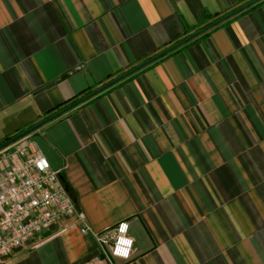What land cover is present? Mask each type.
Segmentation results:
<instances>
[{
	"label": "crops",
	"instance_id": "obj_1",
	"mask_svg": "<svg viewBox=\"0 0 264 264\" xmlns=\"http://www.w3.org/2000/svg\"><path fill=\"white\" fill-rule=\"evenodd\" d=\"M0 0V144L55 106L164 56L0 150L41 135L94 232L122 220L132 256L96 264H264V0ZM12 156V158H10ZM63 219L0 264H89Z\"/></svg>",
	"mask_w": 264,
	"mask_h": 264
},
{
	"label": "built area",
	"instance_id": "obj_2",
	"mask_svg": "<svg viewBox=\"0 0 264 264\" xmlns=\"http://www.w3.org/2000/svg\"><path fill=\"white\" fill-rule=\"evenodd\" d=\"M17 153L21 164L12 163L0 169V258L25 246L63 219L81 223L84 234H94L101 256L91 259L89 264L103 259L113 263L114 257L128 259L132 256L134 238L130 235L128 221L122 220L114 228L94 232L68 192L60 170L52 167L37 143L29 140ZM122 224L128 225L125 232L120 231ZM128 238L133 240L131 245L124 243Z\"/></svg>",
	"mask_w": 264,
	"mask_h": 264
},
{
	"label": "trees",
	"instance_id": "obj_3",
	"mask_svg": "<svg viewBox=\"0 0 264 264\" xmlns=\"http://www.w3.org/2000/svg\"><path fill=\"white\" fill-rule=\"evenodd\" d=\"M257 1L258 0H250L247 3H245V4H242L237 9H235L232 12H230V14H226L224 16H221L220 18L214 19L213 22L210 25H212V26L218 25L221 21L225 20L230 15L236 14L238 12L243 11L246 7L250 6L251 4H253V3L257 2ZM203 29L204 28L199 29V31L197 33H195V34L189 35V36L184 37L182 39L175 40L171 46L167 47L166 49H164L161 52H158V53H156V54H154L152 56H148L147 58H145L143 60L142 63H139V64H136L134 66H131L129 68V70L120 72L116 76H110L108 79H106L105 81H103L100 86H97L96 88H87V89L83 90L82 92H80L79 94H77L72 99L67 100L66 102H63L62 104H59V105L55 106L54 108H52L49 111L48 115H46L44 117V119H46V118H48L50 116H55V118L62 116L64 113L68 112L73 107H76V106L80 105L81 103L86 102L87 100L93 98L94 96H96V95L100 94L101 92L105 91L106 89L110 88L111 86H113L114 84H116L117 82H119L120 80L126 78L127 76H130L131 74H133L137 70H139L142 67H144L147 63H149V62H151V61H153L155 59H158V58L164 56L166 53H168L169 51L175 49L177 46H179V45L187 42L188 40H190L191 38H193L194 36H196L198 33H200ZM191 36H193V37H191ZM142 64H145V65L142 66ZM95 91H97V93L94 94ZM44 119H42V120H44ZM23 131H21V132H23ZM12 137L13 136L6 138L3 142L9 140Z\"/></svg>",
	"mask_w": 264,
	"mask_h": 264
},
{
	"label": "water",
	"instance_id": "obj_4",
	"mask_svg": "<svg viewBox=\"0 0 264 264\" xmlns=\"http://www.w3.org/2000/svg\"><path fill=\"white\" fill-rule=\"evenodd\" d=\"M191 37H193V36H191ZM143 65H145V64H142V66ZM95 93H97V91H95L94 94ZM54 118H55V116H50V117L38 122L37 124L33 125L32 127L24 130L23 132H20L19 134L13 136L9 140L0 144V150L6 146L12 144L13 142L21 139L22 137H24L28 134H31L36 129L43 126L44 124H46L47 122L51 121ZM33 138H34V141L37 143L39 149L49 159L52 167L56 170H61L63 165H64V160H63L62 156L58 153V151L51 144H49L41 135L36 134V135H34Z\"/></svg>",
	"mask_w": 264,
	"mask_h": 264
},
{
	"label": "clouds",
	"instance_id": "obj_5",
	"mask_svg": "<svg viewBox=\"0 0 264 264\" xmlns=\"http://www.w3.org/2000/svg\"><path fill=\"white\" fill-rule=\"evenodd\" d=\"M128 228V225L127 224H122L121 225V228H120V231L121 232H125ZM127 242L126 244L128 245H131L133 243V240L131 238H128L127 240L124 241V243ZM117 248H119V243L117 245Z\"/></svg>",
	"mask_w": 264,
	"mask_h": 264
},
{
	"label": "snow or ice",
	"instance_id": "obj_6",
	"mask_svg": "<svg viewBox=\"0 0 264 264\" xmlns=\"http://www.w3.org/2000/svg\"><path fill=\"white\" fill-rule=\"evenodd\" d=\"M125 243H127V242H125ZM123 254H125V255H126L127 253H123Z\"/></svg>",
	"mask_w": 264,
	"mask_h": 264
}]
</instances>
